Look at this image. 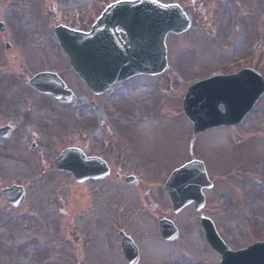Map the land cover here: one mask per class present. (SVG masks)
I'll use <instances>...</instances> for the list:
<instances>
[{"label":"rangeland","instance_id":"374dc122","mask_svg":"<svg viewBox=\"0 0 264 264\" xmlns=\"http://www.w3.org/2000/svg\"><path fill=\"white\" fill-rule=\"evenodd\" d=\"M120 1L0 0V128L13 129L0 140V264H124L118 227L125 224L146 255L142 264H218L202 237L203 215L234 251L264 241V95L242 125L196 138L181 110L188 87L211 75L251 69L264 79V0H155L178 6L191 23L165 39L167 71L95 97L69 68L54 29L89 31ZM45 71L74 93L72 107L29 87ZM67 148L102 156L123 175L138 172V187L110 178L75 183L54 169ZM195 159L206 162L213 188L204 191L201 213L190 206L175 216L165 181L174 166ZM13 186L25 191L17 209L1 194ZM162 219L177 226L182 241L164 246Z\"/></svg>","mask_w":264,"mask_h":264},{"label":"water","instance_id":"95a60500","mask_svg":"<svg viewBox=\"0 0 264 264\" xmlns=\"http://www.w3.org/2000/svg\"><path fill=\"white\" fill-rule=\"evenodd\" d=\"M118 28L121 32H118ZM190 28V22L177 6H162L151 0L119 2L109 6L88 34L63 27L55 29L60 48L69 65L95 95L113 84L136 75L155 76L166 71L165 40L170 33L179 35ZM0 31L4 28L0 25ZM36 91L49 94L56 102L72 105L74 97L54 75L41 74L30 81ZM264 93V82L254 71L244 70L236 76H220L197 83L189 89L183 112L193 125L197 136L216 127L239 124ZM224 107V113L220 112ZM10 128L0 130L8 138ZM58 171L72 173L78 182L99 179L107 174L106 166L97 159L86 160L77 150H66L55 162ZM201 164L192 163L175 172L166 185V192L175 213L194 203L195 211L204 204L202 189L210 185ZM5 200L19 207L24 200L22 189L13 187L2 191ZM209 247L220 257V264H264V243L233 252L221 241L212 223L201 220ZM172 224L162 222L160 234L165 240H175ZM122 250L126 260L136 264L132 243L125 239Z\"/></svg>","mask_w":264,"mask_h":264},{"label":"flooded vegetation","instance_id":"af4514ba","mask_svg":"<svg viewBox=\"0 0 264 264\" xmlns=\"http://www.w3.org/2000/svg\"><path fill=\"white\" fill-rule=\"evenodd\" d=\"M100 156V155H99ZM90 157V156H89ZM101 158H103L102 156H100ZM104 160V159H103ZM106 161V160H105ZM107 162V164H108V167H109V170H110V176L108 177V178H106V180H108L109 178H110V180H112V179H114L116 182H118V183H125L126 184V182H125V179L126 178H128V177H133V178H135L136 179V173L138 174V172H136L135 170V172H133V173H130V174H128V175H123V171L122 170H120V166L119 165H117V167H115V164H112V163H110V162H108V161H106ZM171 171H172V169H171ZM170 174V173H169ZM105 180V181H106ZM140 182V181H139ZM89 183H93L92 181H90ZM98 183H100L101 184V181L100 182H98ZM139 185V184H138ZM125 186H128V185H125ZM124 187V186H123ZM128 187H131V186H128ZM136 187H138V186H136ZM136 187H133V188H136ZM163 192H164V189H163ZM172 211V210H171ZM173 214V213H172ZM112 221L113 222H115L116 223V221H118V218H116V219H112ZM120 225V224H119ZM118 225V226H119ZM117 226V225H116ZM117 226V227H118ZM124 226H126V228L124 227ZM119 229H120V231H119V234H120V232L121 233H124L125 235H127V236H129L130 234H131V232L132 231H134L133 230V228H132V226L130 225V224H125V225H121V227H118ZM182 238V237H181ZM182 240H183V238H182ZM181 240V241H182ZM135 241V240H134ZM163 243L165 244L164 246H168V245H173V244H175V243H171V242H168V243H165L164 241H163ZM138 252H139V254H138V256H139V262H138V264H142V261H143V257H145L146 255H142L143 254V251L141 250V248L140 247H138ZM122 258V257H121ZM122 260H123V263L124 264H127V262L122 258Z\"/></svg>","mask_w":264,"mask_h":264}]
</instances>
